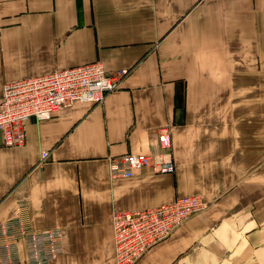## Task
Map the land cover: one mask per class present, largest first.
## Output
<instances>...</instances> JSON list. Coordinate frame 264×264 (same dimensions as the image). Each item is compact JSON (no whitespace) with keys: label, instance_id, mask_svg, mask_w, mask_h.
<instances>
[{"label":"crops","instance_id":"crops-1","mask_svg":"<svg viewBox=\"0 0 264 264\" xmlns=\"http://www.w3.org/2000/svg\"><path fill=\"white\" fill-rule=\"evenodd\" d=\"M94 62L128 70L101 104L28 121L21 146L0 140V224L58 229L49 264H116L114 212L199 196L135 264H264V0H0V96ZM164 126L172 172L110 176L111 158L158 153Z\"/></svg>","mask_w":264,"mask_h":264},{"label":"built area","instance_id":"built-area-1","mask_svg":"<svg viewBox=\"0 0 264 264\" xmlns=\"http://www.w3.org/2000/svg\"><path fill=\"white\" fill-rule=\"evenodd\" d=\"M127 74V69L109 72L101 63L94 62L5 83L0 96L1 145H23L25 126L30 120L47 121L76 102L101 104ZM155 139L159 150L156 154H125L111 158L110 176L129 178L143 168L159 174L172 172L168 127H161ZM45 157L46 153L42 152L41 159ZM205 207L199 196H186L158 207L114 212L111 226L115 263L135 264L149 248L166 239ZM20 243L25 250L24 260L19 256ZM61 253L58 229L34 230L21 214L0 224V264H49Z\"/></svg>","mask_w":264,"mask_h":264}]
</instances>
